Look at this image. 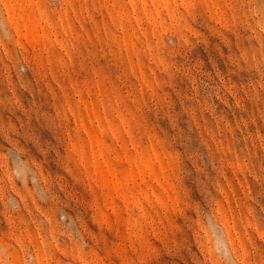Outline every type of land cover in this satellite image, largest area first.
Wrapping results in <instances>:
<instances>
[{"label": "rangeland", "instance_id": "obj_1", "mask_svg": "<svg viewBox=\"0 0 264 264\" xmlns=\"http://www.w3.org/2000/svg\"><path fill=\"white\" fill-rule=\"evenodd\" d=\"M0 264H264V0H0Z\"/></svg>", "mask_w": 264, "mask_h": 264}]
</instances>
